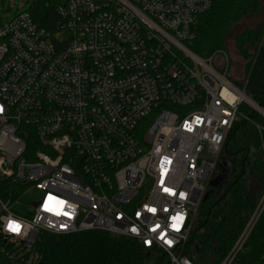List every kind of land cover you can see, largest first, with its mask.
Segmentation results:
<instances>
[{"label":"built area","instance_id":"2783aa9c","mask_svg":"<svg viewBox=\"0 0 264 264\" xmlns=\"http://www.w3.org/2000/svg\"><path fill=\"white\" fill-rule=\"evenodd\" d=\"M37 1L9 21L0 11V179L22 190L0 198V234L31 248L40 233L100 231L194 264V218L234 125L252 122L241 108L264 118L188 47L213 0H50L54 31ZM23 197L28 217L11 210ZM263 209L220 264H236Z\"/></svg>","mask_w":264,"mask_h":264},{"label":"trees","instance_id":"16d2710c","mask_svg":"<svg viewBox=\"0 0 264 264\" xmlns=\"http://www.w3.org/2000/svg\"><path fill=\"white\" fill-rule=\"evenodd\" d=\"M260 9L259 0H213L211 10L197 18L193 26L195 38L188 47L208 59L225 53L232 38L246 64L242 80L235 82L227 75L228 79L264 110V23L232 37L235 28ZM33 15L41 27L54 31L58 21L54 3L38 0ZM241 111L252 122L239 119L234 125L222 153L225 178L203 199L194 218L185 249L194 264H220L264 205V131L261 136L255 127L260 124L264 128V118L246 106ZM21 191L10 180L0 179L1 199L7 200L10 195L17 199ZM11 210L16 215L29 216L22 206L15 205ZM2 238L0 234V264H26L31 255L37 257V264H161L162 259L158 255L153 258V252L133 240L94 231L73 235L40 233L31 248L21 245L28 250L21 262L12 256L13 251ZM236 264H264V209L237 255Z\"/></svg>","mask_w":264,"mask_h":264},{"label":"rangeland","instance_id":"374dc122","mask_svg":"<svg viewBox=\"0 0 264 264\" xmlns=\"http://www.w3.org/2000/svg\"><path fill=\"white\" fill-rule=\"evenodd\" d=\"M261 9L260 12L243 20L241 24H239L235 30L233 31V38L244 31L245 29L249 28H256L259 27L261 24L264 23V0H259ZM34 3L33 0H0V11L2 15L8 19H13L20 13L30 10L33 7ZM9 16V18H7ZM233 39H230V42L227 45V51L225 53H219L215 60H213V65L215 68L227 73L229 78H231L235 82H239L242 80L245 70V62L244 60L238 55L236 49L233 45ZM246 109L248 111L253 112V109L246 105ZM222 157V158H221ZM220 166L216 170V178H218L222 174L223 168H220L222 164H224V157L221 156ZM226 167V166H225ZM224 167V170H225ZM224 175V174H223ZM214 188L208 185V191L213 190ZM32 199L29 197H23L19 199V207H23L26 213L33 212L34 208L31 205ZM7 242V246H10V250L13 251L12 256H16V259H19L21 262L24 261V256L28 254V250L23 248L20 244L16 242H11L9 240L6 241L5 238H2ZM153 258H156V254L153 253ZM38 259L35 255H31L30 259L26 264H37Z\"/></svg>","mask_w":264,"mask_h":264},{"label":"snow or ice","instance_id":"6c2138e0","mask_svg":"<svg viewBox=\"0 0 264 264\" xmlns=\"http://www.w3.org/2000/svg\"><path fill=\"white\" fill-rule=\"evenodd\" d=\"M165 191H168V189H165ZM53 199H54L53 197H49V200H53ZM57 203L62 204L63 202L62 201H57ZM45 207H46V210L47 211H55V214L60 215L59 209H55L54 210L52 207H49L48 206L47 202L45 204ZM150 211H153L154 212L155 209H150ZM64 214L67 215V213H64ZM173 219L179 221L180 219H182V217H174ZM20 227L21 226L19 224H17V223H14V222H11V221L8 223V229H9V231L18 233L20 231ZM175 227H176V230H179L178 224L175 225ZM132 231L135 232L136 230L135 229H132Z\"/></svg>","mask_w":264,"mask_h":264},{"label":"water","instance_id":"95a60500","mask_svg":"<svg viewBox=\"0 0 264 264\" xmlns=\"http://www.w3.org/2000/svg\"><path fill=\"white\" fill-rule=\"evenodd\" d=\"M260 109H261V107L260 106H258ZM221 156H223V155H221ZM222 158V157H221ZM220 158V159H221ZM219 159V162H218V165H217V168L220 166V161H222V160H220ZM226 166V161L224 160V164H222V166L220 167V168H223V172H222V174L218 177V178H216V179H213V180H211V182H210V186H212L213 188H216V187H218L222 182H223V180H224V178H225V174H226V171L224 170V167ZM224 174V175H223ZM213 190H210V191H208L207 193H206V195H205V197H204V199H206L207 197H208V195L212 192Z\"/></svg>","mask_w":264,"mask_h":264},{"label":"bare ground","instance_id":"6f19581e","mask_svg":"<svg viewBox=\"0 0 264 264\" xmlns=\"http://www.w3.org/2000/svg\"><path fill=\"white\" fill-rule=\"evenodd\" d=\"M262 112V111H261ZM263 113V112H262Z\"/></svg>","mask_w":264,"mask_h":264}]
</instances>
